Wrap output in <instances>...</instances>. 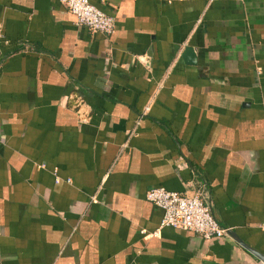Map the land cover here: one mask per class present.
Returning a JSON list of instances; mask_svg holds the SVG:
<instances>
[{"label": "crops", "instance_id": "0c3cea01", "mask_svg": "<svg viewBox=\"0 0 264 264\" xmlns=\"http://www.w3.org/2000/svg\"><path fill=\"white\" fill-rule=\"evenodd\" d=\"M90 1L112 34L0 0V264H264L145 197L198 195L264 255V0Z\"/></svg>", "mask_w": 264, "mask_h": 264}, {"label": "built area", "instance_id": "2783aa9c", "mask_svg": "<svg viewBox=\"0 0 264 264\" xmlns=\"http://www.w3.org/2000/svg\"><path fill=\"white\" fill-rule=\"evenodd\" d=\"M65 8L74 15L75 24L84 26L92 31L112 34L115 30V18L103 12L90 0H59ZM1 39V31H0ZM55 182L58 183L56 170ZM70 182V179H66ZM145 197L162 210L160 226H168L190 230L205 239L219 238L229 235L230 229L222 226L212 215L209 207L198 196H186L179 192L170 191L164 187H152L147 190ZM264 234V222L259 224Z\"/></svg>", "mask_w": 264, "mask_h": 264}, {"label": "water", "instance_id": "95a60500", "mask_svg": "<svg viewBox=\"0 0 264 264\" xmlns=\"http://www.w3.org/2000/svg\"><path fill=\"white\" fill-rule=\"evenodd\" d=\"M191 52V49L188 48L186 50V53ZM230 235H232L245 249H247L249 252L257 256L259 259H261L264 262V255L258 252L256 249L252 248L251 246L247 245L245 242H243L233 231L230 230Z\"/></svg>", "mask_w": 264, "mask_h": 264}]
</instances>
